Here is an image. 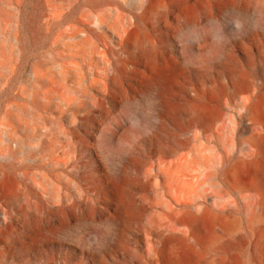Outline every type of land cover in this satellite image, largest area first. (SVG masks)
Masks as SVG:
<instances>
[{"label": "rangeland", "instance_id": "374dc122", "mask_svg": "<svg viewBox=\"0 0 264 264\" xmlns=\"http://www.w3.org/2000/svg\"><path fill=\"white\" fill-rule=\"evenodd\" d=\"M229 1L233 9L221 11ZM186 11L194 17L184 23ZM101 14L110 24L125 16L120 37L110 35L118 58L76 44L92 37ZM138 28L165 60L184 65L160 123L144 60L125 43ZM66 43L76 63L68 85L79 73L81 87L92 88L67 149L51 146L64 137ZM191 104L203 106L207 119L225 118V127L231 115L235 145L208 131L210 143L200 146L203 122L187 115ZM184 138L193 151L186 190L180 164L157 166ZM123 162L130 215L119 228L110 221V180ZM232 230L238 239L223 250ZM167 235L188 264H264V0H0V264H168Z\"/></svg>", "mask_w": 264, "mask_h": 264}, {"label": "bare ground", "instance_id": "6f19581e", "mask_svg": "<svg viewBox=\"0 0 264 264\" xmlns=\"http://www.w3.org/2000/svg\"><path fill=\"white\" fill-rule=\"evenodd\" d=\"M158 4H154L153 7H158ZM232 3L226 2L223 6H221V11H230L233 9ZM111 16V15H110ZM108 15V17H110ZM193 14L186 11L182 15L181 22H189L191 19H193ZM99 18V24L94 29H90L89 33L92 37H86L84 39H81L77 41V45L80 48V52H86L88 49L91 50L92 54H95L97 52V49L99 47H103V55L105 53L109 54L110 57L118 58L117 55H115V51L110 45V35H115L120 37L121 33L124 31L125 25L124 20L125 16L123 14H117L115 16V21L110 24L106 21L107 16L104 14H101ZM64 22H67L66 17L63 19ZM64 36H67L66 33H64ZM93 38V40L91 39ZM125 43L129 45V47H132L134 49L138 50V54L141 55V57L144 60V71L148 72L150 74V77L144 78V84L147 90H149L152 93V97L156 99L155 104V118L158 123H160L169 113L171 110V105L168 102V95L170 86L174 83L176 77L180 75L182 72L184 65L181 62H178L177 60L173 59H164L162 56V53L160 51L155 50V43L152 42L149 37L146 35V33L141 30L140 28L134 30V32L131 35H128L126 37ZM71 44L66 43L64 47V86L62 90L61 95V102L59 106V119H60V127L62 128L63 132V141H56L51 140V146L57 148L58 144L61 148H69L70 144L66 138L67 134H69V128L72 125V120L77 119L80 114L85 111L89 107V103H87L86 98H91L92 95L90 94V90L92 88L90 87H81V81L84 79V76L80 75L79 73H75L76 76L73 77L74 81L76 82V85L69 86L68 81L70 74L68 72V66L69 64H76L74 62L73 55H69L68 51ZM104 58V56H103ZM115 62H118L117 59L114 60ZM97 65L95 64L94 70L96 71ZM80 79V81H79ZM234 83H233V91H232V97L234 98L237 95V82L240 80V76L236 75L234 76ZM233 101V99L231 100ZM187 115L192 119H200L203 122V133L201 138L203 139V143L200 144L202 147H206L207 144L210 143V136L207 134V132L216 133L219 132L222 135H230V139H232V142L229 143L231 147L235 145L236 140V129L237 124L233 117L229 115L230 118V127H225V118L219 119L218 117L213 119H207L205 113V108L203 106H197V105H188L185 109ZM231 119L233 121H231ZM227 129V130H226ZM189 138L184 139H178L174 140L170 147L167 148L166 152L158 157L157 160V166L167 165L168 167H172L173 165L180 164L182 168V173L180 180L183 184L184 189L186 190L189 186L190 182V174H189V168L191 163L193 162L192 159V153L191 149L189 148ZM228 144V145H229ZM253 144L257 146H262L263 142L258 140H253ZM226 147H221L224 149ZM213 162V160H211ZM126 165L125 162L121 165L122 167L119 169L118 173H115L113 177H111L110 180V186L111 190L114 194V210L116 217L111 218L110 221L112 224L117 225L119 228L123 226L129 217V211L126 207L125 202L123 201V197L121 195L122 186L125 181L124 175H123V166ZM46 175L50 176L53 182L60 184L59 178L60 175L58 173H49L48 170H46ZM56 184V185H57ZM53 188V194L57 193L59 187ZM188 192H185L186 197H188ZM173 188H168L167 195L169 196V200H173ZM185 210H187L188 207V201L185 200L184 203ZM134 207V210L136 213H139V210L141 209ZM47 236V235H45ZM36 239H43L44 235L42 233H37L35 235ZM238 239V236L236 234L235 230H232L229 233V240H224L221 243V248L223 250H229L233 248V243L231 240ZM163 244H164V250L165 255L168 260V264H188V259L186 254L181 253L178 250L177 243L173 236H164L163 237ZM215 264H230V263H222V262H216Z\"/></svg>", "mask_w": 264, "mask_h": 264}]
</instances>
